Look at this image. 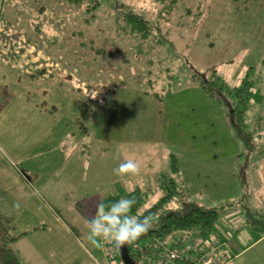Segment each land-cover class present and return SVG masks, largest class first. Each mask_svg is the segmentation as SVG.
Returning <instances> with one entry per match:
<instances>
[{"label":"rangeland","instance_id":"rangeland-1","mask_svg":"<svg viewBox=\"0 0 264 264\" xmlns=\"http://www.w3.org/2000/svg\"><path fill=\"white\" fill-rule=\"evenodd\" d=\"M121 1L151 20L157 16L158 3L154 0ZM159 23L161 37H167L170 44H156L150 49L148 45L140 47L139 36L134 34L135 38L129 29L122 27L121 19L119 23L116 21V12L108 1H102L101 7L91 16L84 5H67L56 0H0V121L7 116L3 110L13 106L25 107V111H28L26 114H33L34 119L36 116L37 125L30 137L37 140L31 150L37 155H33L34 160L31 162L38 160L37 168L42 171L55 170L68 159L71 137L87 141L90 137L105 135L100 117L114 116L118 97V130L123 133L121 146L127 160L130 159L129 142L140 146L137 155L141 163L152 151L151 146L146 148L144 145H155L157 142L158 149L161 146L158 142L166 143L167 134L172 133L177 118L181 119L182 115L183 120L186 119L183 106L191 105L188 118L201 126L198 130L199 141L202 148H207L206 154L220 160L222 156L229 158L235 168L232 174L244 194L242 201L246 199L248 203L253 200L255 207L262 209L264 0H179L170 17L161 19ZM147 39L144 43L147 41L150 44L148 40L152 38ZM203 73L207 77L215 74L228 86H237L245 78L251 83L250 99L243 116L245 130L252 137L250 143H253L254 149L251 152L232 128L225 113V102L208 96L198 87H192L193 76H202ZM2 76H17L15 80L19 84L25 82L31 88L28 92L22 88H10L8 82L1 79ZM37 76H43V87L49 90L41 96L33 93L35 85L36 90L41 89V79L34 80ZM152 88L156 96L141 94L150 92ZM196 88L203 93L202 97ZM232 99L235 102L237 100L235 96ZM45 111L51 115L56 112V118L44 117ZM22 119H18V122H23ZM162 123L166 129L157 131ZM17 126L22 133L12 129L13 138L19 136V139L26 141V128ZM193 129L196 130L197 125ZM108 131L112 130L109 128ZM193 135L197 140L195 131ZM20 146L13 145L14 148ZM1 147L7 149L5 145ZM248 152L251 153L249 158L246 155ZM172 153L177 157V172L166 170L158 162L156 167L159 173L162 166L161 174L166 175L164 180L168 177L175 179L177 198L189 199L190 195L191 200L218 206L243 197L227 198L230 194L231 173L229 178L224 177L225 182L221 181L220 193L217 195L192 192L195 191L194 187L186 184L180 170L182 152L177 150ZM45 157L54 159L48 164L43 161ZM187 157L191 162H197ZM245 162H248L246 168ZM204 169L205 174L209 175L210 170ZM150 175L152 184L148 185L149 178L141 174L124 185L126 191L135 184L140 187L147 184L143 188L146 191L143 207L155 202L158 188L162 194L165 187L170 185L166 180L167 184H159L156 189V177ZM43 193L46 194L44 190ZM220 196L224 198H218ZM54 205L63 218L72 221L73 230L81 240L76 238V241H68L72 237L68 238L57 230L43 235V242L37 237L31 239L30 243L44 244V252L47 253L44 259L55 260L57 264L59 259L62 261L60 264L91 262L89 249L101 251L104 241L97 238L98 246L93 245L88 239L90 225H86L84 220L71 218L68 210L61 208L58 203ZM91 208L89 214L93 212ZM228 209L227 206L225 211ZM96 210L95 216L98 214ZM225 211L221 212L216 225L223 222L221 217ZM48 212L43 211V216L53 226L54 215ZM16 227L20 228V225ZM103 257L105 264H122L119 254L113 263L104 254ZM94 263L98 264V261Z\"/></svg>","mask_w":264,"mask_h":264},{"label":"crops","instance_id":"crops-1","mask_svg":"<svg viewBox=\"0 0 264 264\" xmlns=\"http://www.w3.org/2000/svg\"><path fill=\"white\" fill-rule=\"evenodd\" d=\"M17 77V76H16ZM14 78V76H2L1 79L8 82L10 88H22L24 92H28L31 88L30 85L19 84ZM24 78L26 76H23ZM42 77L37 76L34 80H40V88L36 90V85L34 89V94L41 96L45 92L48 93L47 89H44L42 84ZM192 87H196L195 85ZM192 87H190L192 89ZM133 89V88H132ZM154 88L150 92L141 93L145 96L149 94L155 95L153 92ZM195 89V88H194ZM36 90V91H35ZM41 90V91H40ZM193 91V90H191ZM196 91L202 92L196 88ZM55 92H53L54 95ZM195 93V92H193ZM116 93H114L115 95ZM140 94V96H141ZM198 95L197 93H195ZM116 96H118L116 94ZM116 105H114L113 113L114 116L105 115L106 117H100L105 129L103 137H90L89 140L85 141L84 138H70V144L68 146L70 154L65 163L57 166L55 170H40L38 167V160H34L33 154L31 152L32 144L37 142L33 137V129L37 125L34 115H28V111H25V107L13 106V108H5L3 113L7 114L3 121H0V216L9 218L12 225L16 231H28L27 234L18 238L16 242L13 243V249L21 258L24 264H57L54 261H49L44 257L46 256L44 252V244L30 243L33 238H42L47 232L63 233L65 236L72 237L68 241L76 238L81 240L80 236L71 229L74 226L72 221H67V219H62L63 215L57 214L55 211V203H58L61 208H66L70 213L71 218L81 219L86 222L94 218L97 213L98 205L100 201L107 195H117L121 196L123 192H129L138 184L133 185L131 189L125 190V183L130 179H134L141 174L146 175L148 180V185L152 184L150 181V174L156 177V189L160 186V176L161 170L158 173L159 168L156 167V163L167 170V159L168 155L172 151H181V163L180 170L183 174V179L186 184L190 187H194L195 191L192 192H206L216 194L220 193L219 187L221 181H224V177L229 178V174L235 171L233 168V162L229 158L220 159L215 158L213 155H207V148H202L199 141L201 126L195 123L194 120L189 121L188 116L190 115L191 105L183 106L185 109L186 119L183 120L177 118V122L174 128H172V133L168 135V140L166 143H160L158 146L157 142L147 143L144 147L152 148L140 163L139 155H137L140 150L137 145L129 142L130 159L134 160L139 165V172L137 174H117L114 170L119 167L121 163L127 161V155L121 146L123 133H119V120L117 118V109L120 107L118 97ZM202 99V98H201ZM75 107V105H73ZM106 106V104H105ZM104 106V107H105ZM122 108V106H121ZM120 108V109H121ZM112 111V110H111ZM110 111V112H111ZM45 114H41L44 117L56 118V112L53 115L49 114L47 111ZM24 118L23 122H18V119ZM103 118V119H102ZM40 119L43 120L41 117ZM112 122H108L109 120ZM78 123V122H77ZM108 123V126H107ZM191 124V125H190ZM24 126L27 130V140L22 141L19 136L13 138L12 129H17L21 132V128L18 126ZM110 125V126H109ZM197 129L194 130L193 128ZM75 126V125H74ZM24 128V130H25ZM112 131H108V129ZM119 129V130H118ZM166 126L164 123L157 128L158 130H164ZM197 134V140L194 139L193 132ZM116 132V133H115ZM123 132V131H122ZM22 133V132H21ZM74 133V132H73ZM164 132H162L163 135ZM122 134V135H121ZM110 135V137H109ZM74 136V134H73ZM18 138V139H17ZM15 140H18L15 142ZM60 144V142H59ZM1 145L7 146V149H2ZM13 145H21L19 148H14ZM143 146V145H142ZM132 147V148H131ZM173 148V149H171ZM43 152V151H39ZM138 152V153H137ZM197 162H191L187 155ZM258 156L256 155V159ZM54 158L45 157L44 163L50 164ZM226 159V160H223ZM59 160L58 162H60ZM211 161V162H210ZM220 161L222 164L220 165ZM206 169H209V175H206ZM214 169V170H212ZM146 171V172H145ZM211 177V178H210ZM229 192L227 198H238L241 193V189L238 185L237 180L232 174L229 179ZM262 183L264 184V178H262ZM147 184H144L141 188H145ZM43 190L46 194L43 193ZM157 191L158 197L161 195L160 189ZM146 192V191H145ZM124 193V194H126ZM158 197L154 200L156 201ZM218 198H224L220 196ZM246 201V202H245ZM242 204L247 207L246 210L249 211H263L264 205L261 208L255 207V202L251 200L247 203L245 199ZM153 203V202H152ZM149 205V204H148ZM147 205V206H148ZM87 207V208H86ZM92 207V208H91ZM89 208H91L92 214H89ZM88 209V210H87ZM52 213L53 219L55 221L52 223L53 226L49 225L45 217L43 216V211H48ZM51 211V212H50ZM245 208L241 203H236L234 207L229 208L221 217L220 224H217L215 231L212 235L219 238L223 243L224 247L229 255V261L225 264H264V234H261L249 227L248 218L245 217ZM239 214V215H238ZM52 217V216H51ZM19 224L20 228L16 227ZM45 225L44 228H40L41 225ZM37 228V229H35ZM40 241V243H42ZM50 250V249H49ZM95 250V249H93ZM98 249L93 252L89 249V256L92 255V261L87 262V264H94L98 261L100 264H105L103 261V254ZM104 258V257H103ZM62 263L59 259L58 264Z\"/></svg>","mask_w":264,"mask_h":264},{"label":"trees","instance_id":"trees-1","mask_svg":"<svg viewBox=\"0 0 264 264\" xmlns=\"http://www.w3.org/2000/svg\"><path fill=\"white\" fill-rule=\"evenodd\" d=\"M67 5L85 6L89 15L101 7L102 1H108L112 9L116 12V21H123V26L129 29L130 34H136L139 36L140 42L139 46L148 45V48L152 49L153 45L170 44L167 37H161V27L159 21L161 19H168L173 11L177 8L179 0H154L158 3L157 16L151 20V18L146 17L139 11H136L132 6L125 4L121 0H56ZM43 10V9H41ZM155 36V39L153 36ZM134 35V37L136 38ZM151 36V37H150ZM152 38V40H148ZM150 41V44L144 43L145 40ZM193 84L198 87L201 91L206 93L208 96L215 98L219 101H224L227 105L226 116L228 120L238 135L248 146L251 152L253 147L252 137L245 130L244 125V112L246 106L250 99L251 94V83L247 78L243 79L241 84L237 86H228L227 83L222 82L221 79L217 78L215 74L207 77L205 73L202 76L196 74L193 76ZM232 96L236 97V102L233 101ZM115 114V113H114ZM234 132V133H235ZM248 152L246 155L251 154ZM245 168L248 166V162H245ZM177 157L171 152L167 159V170L174 173L178 171ZM244 170V169H243ZM166 175L161 174L160 184H167L165 182L168 180L169 186H166L164 192L158 197V199L147 207H143L144 201L146 200L145 191L136 186L124 196L120 194L117 195H107L101 201V203H116L121 198L134 197L136 204L133 206L131 215L134 217L143 218L144 216H151L153 219L152 229L143 234L136 240L133 244L127 245V252L130 258L136 264H155L156 256L149 254L148 258L142 263L139 255L132 250L135 243H140L144 241H149L153 239H164L171 235L172 239L178 237L179 232L182 230H192L193 233L200 235L202 238H208L212 236L213 231H215V225L217 220L221 216V212L228 208L234 207L236 203H241L245 208V217L248 218L249 227L253 230L264 234V212L263 211H249L246 210L245 204H242L244 194L242 189L240 190L241 199L237 198V201L223 203L221 205H206L204 203H199L195 200L187 198H177L178 192L175 187V179L173 177H168L166 180L164 178ZM245 181V173L243 172V182ZM236 200V199H235ZM171 202V204H170ZM170 204V205H169ZM172 205V206H171ZM108 208L106 207V211ZM57 214H60L58 209L55 208ZM226 212V211H225ZM61 215V214H60ZM64 219V218H62ZM45 225H41L40 228H44ZM37 229V228H35ZM73 230V226H71ZM28 231H16L9 218L0 216V264H24L21 258L13 249V243L18 240V238L27 234ZM117 249V248H116Z\"/></svg>","mask_w":264,"mask_h":264},{"label":"built area","instance_id":"built-area-1","mask_svg":"<svg viewBox=\"0 0 264 264\" xmlns=\"http://www.w3.org/2000/svg\"><path fill=\"white\" fill-rule=\"evenodd\" d=\"M171 235L135 243L132 250L144 261L149 254L155 255L156 264H225L229 261L224 243L213 235L204 239L192 230L180 231L175 239ZM102 249L111 262L118 256L113 243L104 241Z\"/></svg>","mask_w":264,"mask_h":264},{"label":"clouds","instance_id":"clouds-1","mask_svg":"<svg viewBox=\"0 0 264 264\" xmlns=\"http://www.w3.org/2000/svg\"><path fill=\"white\" fill-rule=\"evenodd\" d=\"M139 170L138 163L129 159L114 171L117 174H137ZM135 204L134 197L121 198L116 203L99 204L97 216L88 221L89 241L98 246L97 238H100L120 249L133 244L141 235L149 232L153 227V219L151 216H144L142 219L132 216L131 211Z\"/></svg>","mask_w":264,"mask_h":264},{"label":"water","instance_id":"water-1","mask_svg":"<svg viewBox=\"0 0 264 264\" xmlns=\"http://www.w3.org/2000/svg\"><path fill=\"white\" fill-rule=\"evenodd\" d=\"M122 264H136L129 256L126 246L117 249Z\"/></svg>","mask_w":264,"mask_h":264}]
</instances>
